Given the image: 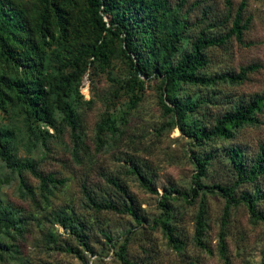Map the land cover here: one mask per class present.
I'll return each mask as SVG.
<instances>
[{"label":"rangeland","instance_id":"rangeland-1","mask_svg":"<svg viewBox=\"0 0 264 264\" xmlns=\"http://www.w3.org/2000/svg\"><path fill=\"white\" fill-rule=\"evenodd\" d=\"M240 1L245 2L244 16L250 18L244 32L243 45L229 40L221 48L204 51L207 64L199 71L204 77L236 74L248 64H264V0H230L231 14ZM34 0H20L26 14ZM168 0L169 20L183 31L172 58L187 52L197 37L223 35L230 26L223 0ZM105 16L104 21L108 22ZM117 47V45H116ZM61 47L47 51L44 65L48 74L58 69ZM108 67L98 70L85 62L79 79L70 83L69 104L75 114L79 140L62 121V114L52 105V127L42 122L29 123L23 105L4 89L0 107V139L5 142L12 162L31 163L36 171L62 185H47L46 200L39 182L27 170L7 167L0 159V209L15 220L12 228L0 231V264H117L115 251L126 244L131 264H262L264 262V223L251 216L243 203L228 209L221 226L224 200L214 185L234 186L236 176L231 169L227 151L238 149L242 163L249 168L264 145V105L255 113L256 122L232 130L229 139L216 138L195 144L181 134L179 123L164 116L159 104L160 77L150 73L138 99L130 105V94L122 88L130 69L119 54L111 56ZM18 73L0 62V78L10 81ZM264 92V69L249 73L237 84L217 82L213 86L180 85L176 96L180 102L199 103L194 112L186 113V121L195 122L205 130L215 120L247 103ZM54 97L51 100L54 101ZM109 119L115 132L103 131L96 141V126ZM47 134H39L34 128ZM211 154L200 192L190 204L170 193L172 219L184 241L175 252L166 244L152 222L160 216L158 201L167 190L187 191L192 186L195 164L192 157ZM132 164L151 182L148 192L132 174ZM114 179L125 190L120 195L107 179ZM83 191L97 202L116 205L131 203L142 219L140 225L125 214L94 209ZM250 197L254 212L264 211V177L253 183L238 184L232 197ZM200 200L204 201V248L194 244L193 217ZM63 214L75 217L83 225L85 243L68 228L56 222ZM106 234L110 241L104 238ZM220 240L224 254L218 252Z\"/></svg>","mask_w":264,"mask_h":264},{"label":"trees","instance_id":"trees-1","mask_svg":"<svg viewBox=\"0 0 264 264\" xmlns=\"http://www.w3.org/2000/svg\"><path fill=\"white\" fill-rule=\"evenodd\" d=\"M183 2L184 0H179L178 3L181 5ZM223 2L227 19L230 20L229 29L223 35L197 37L190 43L189 50L173 61L183 31L173 24V20H169L168 0H34L27 14L19 9L20 0H0V62L18 73V77L10 81L5 82L0 78V107L6 89L16 102L24 106L29 123L42 122L53 128L51 115L54 105L62 114L63 123L70 128L73 139L79 140L74 133L75 114L69 104L64 102L69 94L70 83L79 79L86 61L102 71L108 67L110 57L117 53L130 69V75L122 86L130 94V105L135 104L137 93L144 88L142 78L149 77L153 72L160 77L159 104L162 113L179 123L181 134L197 145L216 138L229 139L233 129L256 122L255 113L264 105V92L224 113L207 130L195 122L186 121V113L194 112L200 104L180 102L176 96L180 85L205 87L213 86L217 82L237 84L244 81L247 74L264 69V64L252 63L240 68L234 75L204 77L199 74L207 64L205 50L221 48L231 39L243 45L244 32L250 22V18L244 16L245 2L240 1L232 14L230 0ZM105 16L110 18L108 22L103 20ZM52 47H61L63 51L56 57L58 69L50 75L45 69L44 60L47 51ZM51 97L55 98L54 101ZM33 125L40 135L47 134L46 131L39 130L37 125ZM105 130L115 132L109 119L101 120L96 126L98 143L99 135ZM227 155L236 176L234 186H213L225 203L221 226L225 225L228 209L240 202L247 207L252 217L264 223V211L254 212L249 196L241 194L239 199L232 197V191L238 184L253 183L264 177V145L257 147V153L249 168L242 163L238 149H228ZM211 157V154L192 157L195 164L192 186L181 192L167 190L158 201L161 213L152 222V228L159 229L166 244L175 252L182 250L184 241L177 226L171 222L170 193H175L176 198L182 199L186 204L193 202L199 195L202 196L200 181ZM0 159L7 167L25 169L37 179L44 200L48 194L47 185L60 186L64 182L61 179L55 180L51 175L40 174L31 163L22 165L12 162L9 150L1 139ZM129 171L138 178L142 188L154 192L150 179L134 164ZM107 182L120 195L127 197L124 188L116 180L110 178ZM83 195L96 210L125 214L136 225L142 223L131 203L116 205L112 202H97L87 192L83 191ZM204 213V201L200 200L193 217L192 237L199 248H204ZM56 222L68 228L84 245L83 225L77 218L59 214ZM14 225L15 220L11 214L0 209V231ZM103 236L110 241L106 234ZM224 251L223 242L220 240L218 252L223 255ZM114 255L117 264H131L126 255L125 243L118 247Z\"/></svg>","mask_w":264,"mask_h":264}]
</instances>
